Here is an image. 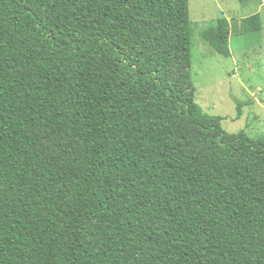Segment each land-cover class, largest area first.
I'll return each mask as SVG.
<instances>
[{"label": "trees", "instance_id": "trees-1", "mask_svg": "<svg viewBox=\"0 0 264 264\" xmlns=\"http://www.w3.org/2000/svg\"><path fill=\"white\" fill-rule=\"evenodd\" d=\"M193 35L190 0H0V264H264V140L197 103Z\"/></svg>", "mask_w": 264, "mask_h": 264}, {"label": "rangeland", "instance_id": "rangeland-1", "mask_svg": "<svg viewBox=\"0 0 264 264\" xmlns=\"http://www.w3.org/2000/svg\"><path fill=\"white\" fill-rule=\"evenodd\" d=\"M255 14H260L263 29L245 35L242 22ZM222 17L231 24V57L202 39V32ZM190 19L192 67L182 80L193 83L197 103L207 114L223 118L226 133L264 140V0H190ZM237 101L245 103L240 118ZM48 144L49 153L59 148Z\"/></svg>", "mask_w": 264, "mask_h": 264}]
</instances>
